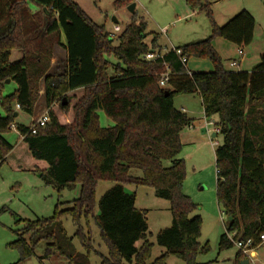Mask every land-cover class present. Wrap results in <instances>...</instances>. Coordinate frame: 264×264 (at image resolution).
I'll return each instance as SVG.
<instances>
[{
	"label": "trees",
	"instance_id": "trees-1",
	"mask_svg": "<svg viewBox=\"0 0 264 264\" xmlns=\"http://www.w3.org/2000/svg\"><path fill=\"white\" fill-rule=\"evenodd\" d=\"M132 3L119 0L118 6ZM30 4L39 13H33ZM203 9L212 17L209 7ZM211 22L209 39L178 48L181 56L171 51L163 61L151 63L143 57L161 48L156 34L152 47L147 44L144 19L134 18L112 40L72 0H0V165L13 150L5 135L15 124L17 105L20 111L34 115L43 81L49 122L35 135L22 125L17 131L33 158L49 165L44 174L47 185L59 195L80 187L79 197L59 203L52 218L26 224L24 233L33 235L31 242L20 235L12 244L21 252V261L32 257L36 245L44 240V259L60 256L69 264H91L93 254L101 264H168L170 257L196 264L197 255L208 246H201L202 219L192 217L199 207L183 193L185 163L177 159L181 133L192 124L175 107L174 98L182 94L199 95L205 116L217 118L218 134L224 137L216 150L217 199L232 219L228 233H236V239L244 242L252 240L255 249L262 244L264 53L251 72L226 70L214 41L248 47L254 41L256 21L244 10L224 26L213 18ZM56 46L66 52L65 69L50 73ZM15 50L23 51L22 59L12 60ZM111 56L117 64L108 60ZM182 58L209 60L214 70L190 76ZM164 63L171 76L161 88V76L167 71ZM8 80L17 89L5 95ZM71 109L73 121L62 123V113ZM100 112L112 126L102 127ZM166 161L172 165L165 167ZM131 170L142 171V178L131 176ZM102 182L113 187L97 200ZM126 186L152 188L157 197L171 203L173 224L157 236L166 251L152 263L148 210L137 207L136 195L128 193ZM68 218L76 227L74 237L64 227ZM93 224L107 255L95 246ZM75 238L85 253L78 252ZM232 246L224 234L220 248ZM238 259L246 260L241 251Z\"/></svg>",
	"mask_w": 264,
	"mask_h": 264
},
{
	"label": "rangeland",
	"instance_id": "rangeland-1",
	"mask_svg": "<svg viewBox=\"0 0 264 264\" xmlns=\"http://www.w3.org/2000/svg\"><path fill=\"white\" fill-rule=\"evenodd\" d=\"M87 16L97 25L103 26L107 32H113L115 26L121 29L129 25L134 18L144 19L147 23L149 37L147 44L152 47L154 34L159 36L158 46L155 50L166 55L174 48L203 42L212 36L213 27L211 18L218 26L226 25L241 11H248L256 19V31L253 43L243 49L222 39L214 41V48L221 56L226 70L238 71L231 68L232 60L241 62L243 56L239 50L244 51L247 63L241 68H252L260 62V55L264 52V2L263 0H133L135 12L128 8L132 4L118 6L119 0H72ZM209 7L211 16L203 8ZM33 13H39L36 6L30 4ZM114 18L118 24L114 23ZM64 41V40H63ZM117 42H115V45ZM12 60L16 61L13 58ZM66 52L61 46H56L50 73H61L65 69ZM112 64H117L114 56L108 58ZM194 73L214 70L209 60L191 59L187 65ZM247 69V70H248ZM112 73V70L110 71ZM10 82L5 95L12 94L17 89L16 83ZM39 99L36 103V114L29 115L20 111L16 119L19 125L30 128L32 120L49 113L41 91H44L41 81ZM71 96V95H70ZM72 97V96H71ZM66 101V100H65ZM175 107L185 110L192 120L194 127H188L182 132V149L177 159L184 160L186 178L183 184V193L198 205V210L192 217L202 219L201 246H208L206 252H201L196 257V264H241L238 259L239 248L233 246L226 249L220 248L221 238L228 233V216L218 205L217 199V168L216 150L224 142V137L215 130L217 118H207L204 113L202 101L198 94H182L174 98ZM58 108V105L55 106ZM17 109V108H16ZM38 115V116H37ZM65 115V116H63ZM104 127L113 123L99 113ZM61 121L69 124L73 121L72 109L69 113L61 115ZM216 134V137L213 135ZM6 140L13 146L6 161L0 165V264H69L68 260L55 256L44 259L47 242L42 240L35 247V253L27 260L21 261V252L12 246L20 235L27 242H31L33 235L24 233L28 222L50 219L55 213L59 203H70L80 195V187L74 190H64L60 195L58 191L45 182V171L49 165L42 160L33 158L28 145L22 140V135L17 130L11 129L5 135ZM165 167L172 165L171 161L164 163ZM130 175L142 178L140 170H131ZM113 187L112 183L102 182L97 188V200ZM126 191L136 195V205L140 209L148 210L147 222L149 240L154 245L150 263L165 253V249L157 242L158 234L170 228L173 224L171 203L157 197L156 192L148 187L126 186ZM68 207V204L65 207ZM95 246L107 255V249L102 244L99 230L93 224ZM64 227L70 237H74L76 227L70 218L64 220ZM24 233V234H23ZM238 240V239H237ZM74 244L79 253H85L77 238ZM256 255L248 257L250 264H264V243L255 249ZM91 264H101V259L95 254L91 255ZM168 264H186L177 257H170Z\"/></svg>",
	"mask_w": 264,
	"mask_h": 264
},
{
	"label": "built area",
	"instance_id": "built-area-1",
	"mask_svg": "<svg viewBox=\"0 0 264 264\" xmlns=\"http://www.w3.org/2000/svg\"><path fill=\"white\" fill-rule=\"evenodd\" d=\"M264 2V0H263ZM123 29H121L119 26H115L114 31L109 33V37L110 39L114 40L116 39L121 33H122ZM172 52L176 53L178 56L182 55V51L178 48H174L172 49ZM239 54L242 55L243 52L240 50ZM164 56L160 51H150L148 52L143 59L146 62H151V63H156L159 61H163ZM182 63L186 66L188 65V60L187 58H182ZM164 66L166 68V73L162 74L161 79H160V87L161 88H165L168 84L169 78L171 76V73L169 71L168 65L166 63H164ZM240 65L237 61H234L231 63V67L233 68H238ZM187 73L188 75H192V73L187 69ZM17 110H20L21 107L19 105H17ZM49 122V117H48V113H46L45 115H43L39 120H37L35 123L32 124V126L30 127V133H32L33 135H35L38 131L39 128H44L47 123ZM11 129L17 130V128L12 125ZM216 132H219L218 129L215 130ZM22 138H24L22 136ZM228 239L235 243L237 245V247L239 248V250L246 256L248 257H253V254L255 253V248H254V242L252 240H248L246 242L242 241V240H237L236 239V233H233V237H230V235L228 234ZM260 240L262 243H264V235L260 236Z\"/></svg>",
	"mask_w": 264,
	"mask_h": 264
},
{
	"label": "crops",
	"instance_id": "crops-1",
	"mask_svg": "<svg viewBox=\"0 0 264 264\" xmlns=\"http://www.w3.org/2000/svg\"><path fill=\"white\" fill-rule=\"evenodd\" d=\"M255 21H256V19H255ZM256 25H257V24H256ZM255 31H256V27H255ZM63 43L65 44V41H64ZM64 44H63V45H64ZM64 51H65V50H64ZM171 51H172V50H171ZM171 51H170V52H171ZM239 51H240V50H239ZM241 51H242V50H241ZM242 52H243V54H242L241 56H243V59L241 60V62H239V65H240V66L238 67V68H239L238 71H247V72H251V71H252V70H253V69H254V68H255L260 62H259L257 65H255V66H251L252 68H250V70H249L248 68H245V69L241 68V67L243 66V64H246V63H247V60H248V59H247V56H244V55H245L244 51H242ZM13 53H14V54H13V58H14L15 60H20V59L23 58V51H22V50H15V51H13ZM263 53H264V52H263ZM263 53H262V54H263ZM262 54H261V55H262ZM261 55H260V58H261ZM234 61H236V60H232V62H234ZM232 62H231V63H232ZM231 63H230V66H231ZM187 67H188V66H187ZM231 68H233V67H231ZM187 69H188V68H187ZM247 69H248V70H247ZM188 70H189V69H188ZM189 71H190V70H189ZM212 71H213V70L200 71V72H212ZM229 71H231V70H229ZM190 72H191V73H194L193 71H190ZM11 84H12V83H11ZM42 93L44 94V91H43V92L41 91V94H42ZM42 97L44 98V95H42L41 98H42ZM44 100H45V99H44ZM36 108H37V107H36ZM36 111H37V110H35L34 115L36 114ZM19 112H20V111H18V117H16V119L20 117V113H19ZM183 112H185V110H183ZM37 116H38V115H37ZM34 118H35V117H34ZM34 118H33V120H32V123H35V122H36L37 120H39L41 117H39V118H37V119H34ZM100 118H101V117H100ZM18 125H19V124L17 123V121H15L14 126L17 128ZM101 125H102V123H101ZM102 127H103V126H102ZM104 127H105V126H104ZM109 127H110V126H109ZM190 127H194V124L192 123ZM182 134H183V132H182ZM182 134H181V136H182ZM22 140H23V138H22ZM254 254L256 255V253H254Z\"/></svg>",
	"mask_w": 264,
	"mask_h": 264
},
{
	"label": "water",
	"instance_id": "water-1",
	"mask_svg": "<svg viewBox=\"0 0 264 264\" xmlns=\"http://www.w3.org/2000/svg\"><path fill=\"white\" fill-rule=\"evenodd\" d=\"M135 4H132L129 8H128V10L131 12V13H134L135 12ZM114 23L115 24H118V21L114 18ZM10 83V80H8L7 81V84H9ZM169 95V92H166V96H168ZM15 117H18V113H16L15 114ZM213 137H216V134H214L213 135ZM228 221L229 222H231L232 221V219L231 218H228ZM255 256V254H253V257ZM241 264H250V260H245V261H242L241 262Z\"/></svg>",
	"mask_w": 264,
	"mask_h": 264
}]
</instances>
